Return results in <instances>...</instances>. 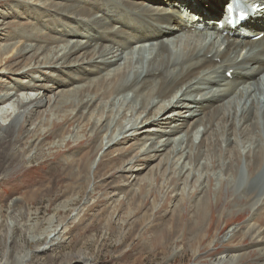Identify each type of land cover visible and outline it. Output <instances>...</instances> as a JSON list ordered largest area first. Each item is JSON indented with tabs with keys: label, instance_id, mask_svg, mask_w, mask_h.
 I'll list each match as a JSON object with an SVG mask.
<instances>
[{
	"label": "bare ground",
	"instance_id": "obj_1",
	"mask_svg": "<svg viewBox=\"0 0 264 264\" xmlns=\"http://www.w3.org/2000/svg\"><path fill=\"white\" fill-rule=\"evenodd\" d=\"M14 1L26 6L32 0ZM199 1L205 6L204 11L198 8L197 12L192 10L191 4L196 0L40 2V8L45 12L38 13L40 17L35 18V21L42 27L52 25L46 26L50 30L49 36L39 39L42 28L38 25L14 32L13 35L21 42L19 46H22L18 48L15 58L6 59V64L12 74L17 73L20 68H16L25 62L26 67H31L32 64L33 68L43 67L46 71L51 70L49 74L55 71L65 75L69 81L61 79L50 87L44 79L33 78L30 84L18 81L13 89L6 86L0 91V109L16 98L20 109L5 127L0 126V182H4L2 177H7L12 166L27 159L24 151L35 150L36 147L39 151L44 146L45 142L39 132L47 123L52 128L45 136L51 135L55 139L64 135L65 123L81 122L91 126L96 141L89 146L90 153L87 156H90L99 147L101 150L104 148L103 139L99 144L100 135L108 127L112 117H115L113 108L116 107V98L124 96L121 98L124 101L120 99L123 101L120 108L116 107L119 108L118 112L120 109L122 112L125 103L124 109L127 108V112L140 98H146L143 102L141 100V106L135 109L137 112L134 116V112H131L133 120L128 125H123L120 118L116 121L119 133L114 131L107 137L109 142L105 146L117 147L123 143L120 135L129 134V140L134 137L138 141L137 146H141L145 140L151 142L143 152V160L148 165L158 161L160 170L162 167L168 168L172 162L179 165L183 161L171 179L183 180L186 185L192 183L197 201L195 207L190 209L204 212V218L208 216L206 211L210 212L214 207L219 209L223 199L224 192L217 191L216 205L213 206L210 200L211 173L219 170L224 176V180L220 182L227 183L225 193L229 195L221 211L236 213L238 217L247 213L246 215H251V219L242 229L234 231L231 238L225 239L224 249L219 254L216 253L208 264H264V10L250 18V23L234 30L226 28L220 31L217 28L219 21L212 12L223 10V5L228 0ZM244 1H248L250 6H264V0ZM12 12L6 18L12 19L14 14H18L13 10ZM6 23L2 19L0 28H6ZM208 35L216 37L209 39ZM261 35L263 37L257 39ZM170 41L174 49L171 48ZM67 43L69 48L64 47ZM147 45L148 58L143 56L134 60V49L139 46L138 52H142ZM4 48L9 49L7 46ZM110 69L111 73H107ZM21 70L24 72L22 68ZM72 71H77L78 75L73 77L70 73ZM28 89L39 95L27 104L19 99V95ZM42 90L48 92L50 97L42 95ZM125 92L132 93L130 101L125 97ZM195 95H200L201 99L198 100ZM106 100L110 101L109 107H112L107 113L105 109L109 103L104 104ZM166 100H169L167 105L164 104ZM63 108H71L76 113L71 114L73 116L58 117ZM96 113L98 122L93 119ZM187 113L190 114L188 118ZM123 115L127 117L126 113ZM54 116L62 122L56 119L53 122ZM100 123L102 124L99 126ZM200 127L201 140L196 144L192 136ZM54 128L58 130L54 131ZM181 134L185 136L179 144H172L174 137L183 136ZM27 137L30 138L29 141H26ZM69 144L70 142L66 146ZM121 146L116 150L117 159L104 154L102 161L106 160L108 165L123 162V166L117 168L120 174L109 187L128 194L133 185L124 186L121 181L125 174L132 172V164L140 158L138 154L132 155ZM20 148L23 151L17 150ZM75 149L78 159L83 160L85 149L80 144ZM81 168L78 166L77 170L81 172ZM140 170L139 168L130 174L133 183L138 182ZM89 171L92 169L89 168ZM197 173H201V177ZM183 199L180 198L181 201L176 203L175 210L185 208L182 205ZM20 203L21 199H16L11 206L15 219L3 216L0 211V264H41L46 255L65 245L63 223L66 221H61L62 228L59 229L60 224L56 227L58 233L51 241L46 236L42 244L36 236L32 242H28V245L32 243L33 251L26 249L19 252L21 235L18 232L24 231V228L25 232L31 230L23 220L21 223V219L26 218L27 214L23 213L24 210H16ZM31 216L37 218L39 212ZM39 222L33 228L35 233L42 227ZM203 231V226H197L195 236L193 235L200 238L201 243L205 237ZM56 237L58 238L55 239ZM246 239L248 245H245ZM69 257L71 261L66 264L94 263L93 258L85 252L71 254Z\"/></svg>",
	"mask_w": 264,
	"mask_h": 264
},
{
	"label": "rangeland",
	"instance_id": "obj_2",
	"mask_svg": "<svg viewBox=\"0 0 264 264\" xmlns=\"http://www.w3.org/2000/svg\"><path fill=\"white\" fill-rule=\"evenodd\" d=\"M0 1V21L3 19L7 22L6 28H0V56H2V64H0V91L6 86H10L13 89L18 81L22 84H30L33 82V78L37 80L44 79L50 87L61 79L69 81V78L65 75L55 73V71L49 74L51 70L46 71L43 67H41V69L33 68L32 64L30 65L31 67L28 65L27 68L25 62L16 68H20V70L22 68L24 72L22 70H19L15 74L9 72L11 69L8 68L9 65L6 64V59L15 58L18 50L22 46H19L21 42L16 39L13 33L19 32V30L23 28L25 29L30 26L36 27L38 25L35 18L40 17L38 13L43 14V12H45L44 9L40 8L44 0H32L30 4H26V6L14 0H9L7 2H4V0ZM105 1L109 2V0ZM19 5L23 7L21 8ZM12 10L14 13L18 12V14H14L15 17L12 19L6 18L10 13H13ZM40 26L41 25H38V27ZM46 26H49V24L43 27L41 26L43 31L40 30L39 39H41L42 36H49L50 30L48 28L52 25L48 28ZM55 26L57 25H53V27ZM171 42L172 41H170L169 44H171ZM62 45L64 46L65 44ZM62 45H60L61 48L63 47ZM5 46L9 49L6 50V48H4ZM64 47L69 48V44L67 43ZM148 47L147 45L142 52H138L139 46H137L132 54L134 60L142 58L143 56L145 59L148 58L149 49H146ZM173 47L174 46L171 44V48ZM135 66L141 67L138 65ZM111 71L110 69L107 73H111ZM70 73L73 77L78 75L77 71H72ZM47 80L50 81V83H48ZM80 85L82 84H78V86ZM42 92V95H48L50 97L48 92L44 90H42ZM38 95L39 94L35 91L28 89L24 94L21 93L19 95V99L24 103H30L34 101ZM124 95L129 101L131 100V92H125ZM119 97L116 98V107L120 108V103L124 101V99L121 98H124V96ZM195 97L198 100L201 99L200 95H195ZM16 99L11 100L7 105L1 107L0 126L5 127L10 122V119L20 112ZM120 99L123 101H120ZM139 100L132 106L133 108L127 112V108L126 110L124 109L126 103L123 108L121 106L122 112L121 109L118 112L119 108H113L115 109V117L113 116L110 122H108L110 124L106 123L108 127L106 126L107 128H105L100 135L101 139L99 144H101L102 139L104 140V148L102 150L101 147H99L94 153L87 156V154L90 153L89 146L96 141L94 140L96 135L93 132V128L91 126L89 127L86 123H65L63 125L64 135L57 139L53 138L51 135L50 137L47 135L49 137L48 139L47 136H45L47 131L52 128L47 123L46 127H43L41 130L42 133L41 131L39 132L42 141L45 142L44 146L39 151L37 147L35 150L29 149L26 150V152L24 151L27 159H23L19 163H16L12 166V168L14 167L15 169L11 168L7 177H2V181H4L3 183L0 182V211L2 215L15 219V212L13 213L14 209L11 210V206L14 200L21 199V203L18 204L16 210L18 212L24 210L23 213L27 215L26 218L24 217L21 219V223L23 220V223L31 228L28 232H25V228L23 229L24 231L18 232V235H21L19 252H23L26 249L33 251L32 243L28 245V242H32L36 236L42 244L46 236L48 237V241H51L58 233L56 227L60 224L59 229L62 228L61 223L65 220L66 222L63 223V231H66H64L65 245H62V247L54 253L46 255L41 264H66L71 261L69 257L71 254H78L80 252H85L88 256L92 257L94 261L93 264H208L212 261L213 257L216 256V253L219 254V252L224 249V244H226L225 239L228 240L231 238L234 231L242 229V227L249 222L251 215H246L247 213L238 217L236 213L231 214L228 213L227 210L224 211L225 213L221 211V207L225 204L229 195L225 193L227 183L222 184L220 182L224 180V176L219 170L215 171V173H211L212 183L210 184L209 190H211L210 200L213 206L217 203V196H215V193L217 194V191L224 192V200L222 199L221 205H219L220 208L214 207L210 212L206 211L205 214L208 216L205 218L204 212H197V210L190 209L195 207L194 205L197 201V193L192 183L186 185L183 180H176V185V181H172L171 179V176L180 168V164L183 161H181L179 165L172 162L168 165V168L162 167L160 170L158 161L148 165L147 161L144 162L143 160V152L148 149L151 142L145 140L146 144L144 142L141 146H137L136 144L138 141L134 139V137L129 140V134H127V136L124 134L120 135L119 138L123 140V143L121 144L122 146H118L128 149L132 155L138 154L140 159L134 161L131 170L135 173V171L140 168L141 175L139 178L141 180L138 178V182L133 183V179H131L132 172L130 171V173L125 174L121 181V185H133L131 187L132 190L128 192L129 195L127 193H122V190H118V188L114 190L109 187L120 174L117 168H121L123 162L108 165L106 160L102 161L104 154H108L115 159L118 158V152H116V150L120 147L114 146L109 148L105 146L109 142L107 137H110L114 131L118 132L119 129L116 125V121H118L119 118V121H121L123 125H128V122L131 119L133 120V116L137 112L135 109H139L141 100L143 102L146 98H140ZM107 102L108 100H106L104 104ZM108 103V107L106 108L108 110L105 109V112L112 110V107H109L110 101ZM168 103L169 100H166L164 104L167 105ZM66 111H69V113ZM74 112L75 111L72 112L71 108H68V110L63 108L60 110L58 117L65 115L69 116L71 114L74 115L76 113ZM131 112H134V114ZM125 113L127 114L126 118L123 115ZM94 115H96V117H94ZM94 115V121L96 120L98 122L99 117L96 119L98 116L97 113ZM56 116L52 117L53 122H55ZM189 116L190 114L187 113L186 117L188 118ZM57 121L62 122L59 119ZM101 124L102 123H100L99 126ZM53 130L56 131L58 129L54 128ZM201 132L202 128L200 127L193 133L192 139L196 144H199L201 140V134H199ZM118 133L116 134L118 135ZM184 136L185 135L174 137L172 144L178 145ZM29 140L30 138L27 137L26 141ZM68 142H70V144L66 146ZM79 144L82 146V149H85L83 150V160L77 157L78 153H76L75 148ZM133 145H135V147H133ZM131 147L133 149L135 148V151ZM17 150H19V152L23 151L21 148ZM164 154L163 158L165 157ZM79 160H81V162ZM117 165L119 166L117 167ZM78 166L82 167L81 172L77 170ZM88 166L92 171H89ZM84 167L85 170L83 171ZM190 169H192V167ZM200 174L197 173V175L201 177ZM176 198L178 201L175 200ZM180 198H184L182 205H184L185 208L177 211L174 206L181 201H179ZM37 212H39V216H36L37 218L31 216ZM200 213H202V216ZM208 220L209 222H207ZM38 221L42 224V231L40 229L38 233H35L33 232V228L36 227ZM197 226L204 227L203 236L205 237L202 243L200 242V238L193 237V235L195 236ZM66 227L67 229H65ZM222 230H224V232H222ZM207 231L210 233H207ZM57 238L58 237L55 239ZM212 240H215L213 241L214 243ZM246 243H248L247 239L245 245H248ZM4 251L6 252V249Z\"/></svg>",
	"mask_w": 264,
	"mask_h": 264
}]
</instances>
